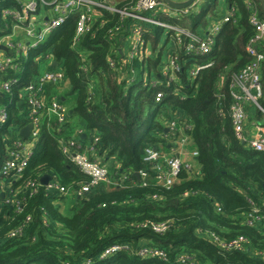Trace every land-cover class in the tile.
Listing matches in <instances>:
<instances>
[{
    "label": "trees",
    "instance_id": "trees-1",
    "mask_svg": "<svg viewBox=\"0 0 264 264\" xmlns=\"http://www.w3.org/2000/svg\"><path fill=\"white\" fill-rule=\"evenodd\" d=\"M204 1L175 22L204 36L210 15L225 14L218 8L219 0ZM256 1L264 20V9ZM227 2L236 14L223 24L208 55H188L183 47L173 51L180 71L170 84L161 70L171 36L164 38V28L149 25L145 37L150 54L124 62L119 36L109 33L120 17L110 12H104L106 24H96L75 47L72 15L48 36L46 48L32 52L23 72L0 73V81L20 79L10 93L0 95V105L8 112L7 122L0 124V168L11 138L22 137L16 128L26 123L28 107L20 90L39 74L47 53L52 52L64 69L66 84L63 90L62 85H47L46 95L58 96L68 108L65 123L53 117L43 121L23 177L11 183L0 174V264H190L180 261L185 254L196 264H264V154L237 137L231 117V82L251 60L246 45L254 30L244 1ZM14 3L0 0V11ZM6 24L11 18L0 16V36L9 32ZM208 61L213 65L191 75L196 64ZM126 74H131L129 82ZM90 84L95 86L92 90ZM159 91L163 99L156 102ZM260 103L264 106V96ZM249 108L248 120L263 114L252 104ZM172 120H177V130L165 131ZM187 125L191 128L185 129ZM77 128L85 131L86 139L77 135ZM95 134L97 156L112 182L79 197L75 191L90 177L63 155L61 141L78 136L86 143ZM184 137L198 155L188 160L192 170L182 168L176 182L166 187L156 179L158 164L144 160L146 148L168 153L173 142ZM141 170L149 173L147 179L139 175ZM44 174L66 192L40 185L31 193L26 182L40 181ZM9 186L23 201L21 210L16 199L7 201L12 196ZM251 201L263 216L254 225L248 224ZM160 222L171 224L163 234L154 229ZM20 226L22 233L11 236ZM215 237L221 242L241 237L245 247L227 250ZM113 244L129 249L101 259ZM144 246L164 250L166 258L141 256Z\"/></svg>",
    "mask_w": 264,
    "mask_h": 264
},
{
    "label": "built area",
    "instance_id": "built-area-1",
    "mask_svg": "<svg viewBox=\"0 0 264 264\" xmlns=\"http://www.w3.org/2000/svg\"><path fill=\"white\" fill-rule=\"evenodd\" d=\"M174 1L184 2L188 0ZM203 1L194 0L189 7L171 10L163 0H16V3L5 6L0 11V16L3 18H11V24H6L7 29L10 28L9 32L0 36V73H7L11 70L16 73L23 72V64L28 61L32 52L46 48L49 45L47 43L48 36L64 25L72 15H76L75 34L72 42V46L75 47L85 35L92 33L96 24L103 27L107 22L104 19V12H110L120 17V22L110 29L109 33L113 36H119L121 40L119 52L124 62L134 59L141 60L144 56L150 54L151 51L148 49L145 37L149 25L162 27L168 32L167 38L171 36V40L167 46L166 60L163 61L161 72L165 82L170 84L176 80L177 72L180 71V66L177 63L178 55L173 51L183 47L188 55H208L212 51L215 37L220 32L223 24L231 21L236 14L235 8L230 6L220 18H213L214 16L210 15L212 20L205 28L206 33L204 36L175 22ZM243 1L250 12L249 23L254 33L246 45V51L251 60L233 76L231 82L233 99L231 117L237 137L247 141L254 150L264 154V130L258 125L255 133L248 135L245 128L249 105H254L260 112L264 113V106L260 103V99L264 96V84L262 82L264 20L260 16L259 4L256 0ZM163 15L165 16L163 17ZM45 53L47 51L39 54L36 59H40ZM47 54L45 56L46 61L42 64V67L45 64V68H41L39 74L20 90V97L25 100L28 112L25 115L26 123L16 129L20 132L23 127L30 123L32 128L29 135L25 137L26 139L22 138L24 136L18 137L17 135L11 138L10 143L7 145V156H5L0 168V174L3 175L4 182L9 180L12 183L23 177L45 118L53 117L59 124H63L67 120V106L62 103L58 96L52 95L49 98L46 95L47 85H62L61 90H63V86L66 84L64 69L59 67L58 61L57 65L53 67L52 64L56 59L52 52ZM82 60L85 61L86 57L83 56ZM109 64L111 67H115L116 62L109 58ZM212 65L213 61L196 64L190 70V73L195 76L200 70ZM130 72L136 77L133 69ZM131 74H126L128 82ZM143 76L144 79L147 78V72H144ZM156 82L154 81V84H157ZM19 84V78L1 80L0 91L10 93L13 86ZM92 87L95 86L90 84L91 90ZM162 99L163 92L159 91L155 100L160 102ZM7 120V108L3 106L0 108V124L6 123ZM177 125V120H172L166 128L174 132L177 130ZM186 128L191 127L187 125ZM76 133L82 135V131ZM98 141L99 136L97 134L93 135L91 140L86 143L78 136L66 142L61 141L63 155L90 177L88 183L81 185L75 191L79 197H83L97 186L112 182L108 167L103 165L97 156ZM180 141L185 142L186 138L184 137ZM197 155L198 152L193 151L191 157ZM144 160L158 164L157 167L160 169L157 172L156 179L166 187L176 182L182 168L189 170L193 168L188 161L184 160L181 153H166L154 146L146 148ZM148 174L146 170L139 171V175L144 179H147ZM40 185H43L40 181L30 180L26 182L25 186L32 193ZM45 187L48 191L57 190L62 193L67 190L65 186L54 181L53 178ZM9 189L12 196L7 201H15L16 199L17 209L21 210L23 208L22 199L16 198V194L10 186ZM251 202L253 209L249 215L248 224L254 225L260 223L263 216L261 208L253 201ZM30 219L31 217L28 216L26 222ZM170 227V222H160L154 225L155 231L161 234L167 232ZM22 231L23 226H20L11 232V236L20 234ZM215 240L219 241L221 246L227 250H243L245 247V239L241 237L228 242H221L218 237H215ZM128 249L127 245L113 244L104 249L100 254V258L104 259ZM139 254L144 257L166 258L165 251L157 247H141ZM180 261L196 264V260L187 254L181 255Z\"/></svg>",
    "mask_w": 264,
    "mask_h": 264
},
{
    "label": "crops",
    "instance_id": "crops-1",
    "mask_svg": "<svg viewBox=\"0 0 264 264\" xmlns=\"http://www.w3.org/2000/svg\"><path fill=\"white\" fill-rule=\"evenodd\" d=\"M226 2H227V0H226ZM227 4H228V2H227ZM170 7V6H169ZM230 6H229V4L227 5V8H229ZM170 9L172 10V9H174V8H171L170 7ZM228 10V9H227ZM227 10L225 11V12H227ZM165 15H163V17H164ZM71 112V111H70ZM251 111H250V108H249V113H250ZM256 114V113H255ZM74 119H78V118H74ZM248 119H250V117H248L247 118V120ZM253 119H256V118H252V120ZM257 119H259V118H257ZM253 124H254V128H247L246 127V132L248 133V135H251L252 133H253V130L255 129L256 130V128H257V126L259 125V127L260 128H262L263 130H264V125L263 124H259V123H255L254 121H253ZM75 131H82V137H84V139H86L87 138V136H86V133H85V131L82 129V128H77ZM168 132V131H167ZM190 145V143H188L187 142V144L184 142V141H174L173 142V147H172V149H170V151L168 152V153H170V154H180L181 153V155H182V157L184 158V160H186V161H188L190 158H191V154H190V152H189V150H187V149H185L186 148V146L187 145ZM66 204V203H65ZM67 204H68V202H67Z\"/></svg>",
    "mask_w": 264,
    "mask_h": 264
},
{
    "label": "water",
    "instance_id": "water-1",
    "mask_svg": "<svg viewBox=\"0 0 264 264\" xmlns=\"http://www.w3.org/2000/svg\"><path fill=\"white\" fill-rule=\"evenodd\" d=\"M168 6H170L171 8L174 9H179V8H185V7H189L192 5L194 0H188V1H184V2H179V1H174V0H163ZM262 8L264 9V0H260ZM57 65V61H54L52 66H56ZM0 95L4 96V92L0 91ZM32 128V124H28L27 126L23 127L20 130V134L24 137H27L29 135L30 129ZM165 131H169L168 128L165 129ZM52 180V176L49 174H45L41 177L40 182L43 185H47L50 181ZM2 195H4V193H2Z\"/></svg>",
    "mask_w": 264,
    "mask_h": 264
},
{
    "label": "rangeland",
    "instance_id": "rangeland-1",
    "mask_svg": "<svg viewBox=\"0 0 264 264\" xmlns=\"http://www.w3.org/2000/svg\"><path fill=\"white\" fill-rule=\"evenodd\" d=\"M112 1H116V0H112ZM211 1H214V0H210V2ZM205 2V1H204ZM227 2H226V0H219V3H218V8L220 9V10H222V12H225L226 10H227ZM196 7H198V6H196ZM167 34H168V32L166 31L165 32V34H164V38H166L167 37ZM43 69L45 68V64L43 65V67H42ZM2 105H0V107H1ZM253 114H255V112L253 113ZM252 115V114H251ZM253 121L255 122V123H259V124H263L264 125V113L259 117V119H253V120H247L246 121V123H245V128L247 127H249V128H254V124H253ZM253 133H255V129L253 130ZM252 133V134H253ZM9 136V135H8ZM10 137V136H9ZM185 149H187V150H189V152H190V154H192V152H193V149H192V147L188 144L187 146H186V148ZM193 164H194V166L195 167H197V163L196 162H193Z\"/></svg>",
    "mask_w": 264,
    "mask_h": 264
}]
</instances>
